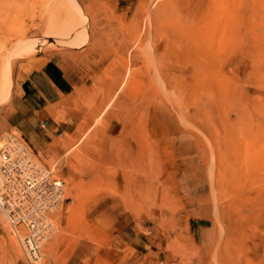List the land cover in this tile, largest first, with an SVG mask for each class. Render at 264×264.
<instances>
[{
    "label": "rangeland",
    "instance_id": "374dc122",
    "mask_svg": "<svg viewBox=\"0 0 264 264\" xmlns=\"http://www.w3.org/2000/svg\"><path fill=\"white\" fill-rule=\"evenodd\" d=\"M28 77L50 139L10 119ZM10 134L64 181L46 264H264V0H0ZM0 264H25L2 215Z\"/></svg>",
    "mask_w": 264,
    "mask_h": 264
},
{
    "label": "built area",
    "instance_id": "2783aa9c",
    "mask_svg": "<svg viewBox=\"0 0 264 264\" xmlns=\"http://www.w3.org/2000/svg\"><path fill=\"white\" fill-rule=\"evenodd\" d=\"M64 201V181L31 156L14 134L0 146V215L18 239L25 264H46L41 245L55 230Z\"/></svg>",
    "mask_w": 264,
    "mask_h": 264
},
{
    "label": "crops",
    "instance_id": "0c3cea01",
    "mask_svg": "<svg viewBox=\"0 0 264 264\" xmlns=\"http://www.w3.org/2000/svg\"><path fill=\"white\" fill-rule=\"evenodd\" d=\"M38 77L40 81L43 80L42 75L38 74ZM44 85L46 87V80H44ZM40 86H42V83ZM9 102L13 111V116L10 119L17 122L18 126L26 133L34 134L38 138L46 140L54 136V133L59 130L61 125L52 116L47 96L37 88L36 80L28 77L23 81L20 91L12 94ZM140 259L142 261L138 262ZM148 263L147 257L126 256L125 264Z\"/></svg>",
    "mask_w": 264,
    "mask_h": 264
},
{
    "label": "bare ground",
    "instance_id": "6f19581e",
    "mask_svg": "<svg viewBox=\"0 0 264 264\" xmlns=\"http://www.w3.org/2000/svg\"><path fill=\"white\" fill-rule=\"evenodd\" d=\"M70 16H71V19L69 21V24H67V27H66V31H67V34L68 36L72 35L74 33V31L76 30V27L78 25H75L76 23L74 22L76 20V16L80 15V12L78 11L77 7L76 6H72L70 7ZM82 27V26H81ZM66 33V32H65ZM2 144V143H1ZM42 246V245H41ZM42 256V255H41Z\"/></svg>",
    "mask_w": 264,
    "mask_h": 264
}]
</instances>
